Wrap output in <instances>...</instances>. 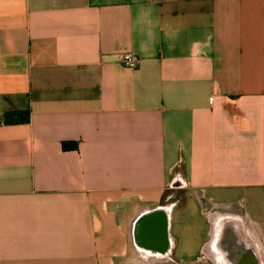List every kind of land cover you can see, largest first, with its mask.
Instances as JSON below:
<instances>
[{"label": "crops", "instance_id": "crops-1", "mask_svg": "<svg viewBox=\"0 0 264 264\" xmlns=\"http://www.w3.org/2000/svg\"><path fill=\"white\" fill-rule=\"evenodd\" d=\"M218 212L264 257V0H0V264H219Z\"/></svg>", "mask_w": 264, "mask_h": 264}, {"label": "water", "instance_id": "water-1", "mask_svg": "<svg viewBox=\"0 0 264 264\" xmlns=\"http://www.w3.org/2000/svg\"><path fill=\"white\" fill-rule=\"evenodd\" d=\"M210 221V237L204 253L213 252V259L219 264H264L261 247L241 215L218 212Z\"/></svg>", "mask_w": 264, "mask_h": 264}, {"label": "built area", "instance_id": "built-area-1", "mask_svg": "<svg viewBox=\"0 0 264 264\" xmlns=\"http://www.w3.org/2000/svg\"><path fill=\"white\" fill-rule=\"evenodd\" d=\"M139 57L133 53H124L120 56V62L125 67H134L138 62Z\"/></svg>", "mask_w": 264, "mask_h": 264}, {"label": "bare ground", "instance_id": "bare-ground-1", "mask_svg": "<svg viewBox=\"0 0 264 264\" xmlns=\"http://www.w3.org/2000/svg\"><path fill=\"white\" fill-rule=\"evenodd\" d=\"M213 215H214L213 213L210 214V218H211V219L213 218ZM205 254H206L207 256H210V257L213 259V252H211V253H208V252H207V253H205Z\"/></svg>", "mask_w": 264, "mask_h": 264}, {"label": "rangeland", "instance_id": "rangeland-1", "mask_svg": "<svg viewBox=\"0 0 264 264\" xmlns=\"http://www.w3.org/2000/svg\"><path fill=\"white\" fill-rule=\"evenodd\" d=\"M180 195H182V194H180V193H176V194H175V196H180Z\"/></svg>", "mask_w": 264, "mask_h": 264}]
</instances>
